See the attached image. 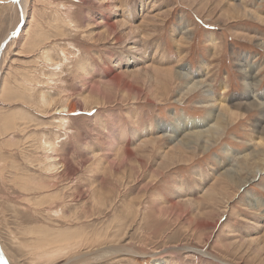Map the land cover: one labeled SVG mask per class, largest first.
I'll list each match as a JSON object with an SVG mask.
<instances>
[{
    "label": "rangeland",
    "instance_id": "374dc122",
    "mask_svg": "<svg viewBox=\"0 0 264 264\" xmlns=\"http://www.w3.org/2000/svg\"><path fill=\"white\" fill-rule=\"evenodd\" d=\"M25 2L0 0L2 263L264 264V0Z\"/></svg>",
    "mask_w": 264,
    "mask_h": 264
},
{
    "label": "bare ground",
    "instance_id": "6f19581e",
    "mask_svg": "<svg viewBox=\"0 0 264 264\" xmlns=\"http://www.w3.org/2000/svg\"><path fill=\"white\" fill-rule=\"evenodd\" d=\"M16 1H17V3H18L19 6H20L19 9H20V11H21V13H22V20H23L24 16L26 15V10H27L28 3H26L25 0H16ZM64 19H65V18H64ZM25 20H26V19H25ZM65 20H66V19H65ZM22 22H25V21L23 20V21H21V23H22ZM20 29H21V26H20V27H17L16 31H19V32H20ZM28 31H30V30H28ZM26 33H27V32H26ZM17 34H19V33H17ZM62 34H63V33H62ZM63 35H64V34H63ZM11 36H12V35H11ZM25 36H26V35H25ZM34 36H36V35H34ZM38 39H39V38H38ZM38 39H37V40H38ZM11 40H12V39H11ZM29 40H30V39H29ZM29 40H28V41H29ZM31 41H32V40H31ZM7 43H8V42H7ZM31 44H32V43H31ZM31 44H30V45H31ZM33 45H35V44L33 43ZM39 49H40V48H39ZM30 52H31V51H30ZM43 52H44V51H43ZM45 53H46V52H45ZM44 57H45V55H44ZM63 59H64V58H63ZM51 63H52V62H51ZM51 63H50V64H51ZM55 65L57 66L58 64H55ZM49 67H50V66H49ZM53 68H54V67H53ZM58 68H59V67H58ZM58 68H57V69L54 68V70H59L60 68H59V69H58ZM53 72L55 73V71H53ZM53 72H52V73H53ZM54 73H53V75H55ZM186 73H187V72H186ZM248 73H249V72H248ZM177 74L180 75L181 73H177ZM189 75H191V74H189V72H188V75L185 74V72H184L183 75H181V77L189 80V79L191 78ZM187 76H188V77H187ZM52 78H53V77H52ZM182 78H181V79H182ZM252 78H253V77H252ZM49 79H50V78H49ZM53 80H54V78H53ZM54 81H55V80H54ZM61 81H62V80H61ZM39 83H40V82H39ZM245 83H247L246 86H248V87H246V88L250 91V88L252 89V86H253L254 84H252V82L250 83V82H248V81H245ZM35 84H36V83H35ZM201 84H202V83H200V82H198V81L195 82V83H192L191 86L189 87V88H191V89H188V90H189V91H190V90H197V89H200V90H201V88H204V86L201 85ZM4 85H5V83H4ZM187 88H188V87H187ZM2 89H3V86H2V88H1V90H2ZM4 90H5V89H4ZM15 90H16V89H15ZM251 92H252V91H251ZM2 93H3V92H2ZM2 95H3V94H2ZM2 95H1V96H2ZM47 99H48V98H47ZM51 99H52V98H51ZM3 100H4V99H3ZM43 100H44V99H43ZM62 101H64V100H62ZM251 101H252V100H251ZM260 101H261V102L258 103V106H259L260 109H261V107H262V105H263L264 103H263L262 100H260ZM59 102H60V101H58V103H59ZM252 102H253V101H252ZM254 103H255V101H254ZM44 104H45V103H44ZM64 104H65V103H64ZM249 104H250V103H249ZM254 105H255V104H254ZM58 106H59V105H58ZM58 106H57V107H58ZM222 106H224V105H222ZM255 107L257 108V106H255ZM65 108H66V104H65L64 106H62L61 109H58V113L60 114V113H64L65 111H68V110H65ZM250 109H251V108H250ZM260 109H259V110H260ZM263 110H264V107H263ZM69 111H70V110H69ZM73 111H74V110H73ZM210 112H211V111H210ZM208 113H209V112H208ZM59 114H58V115H59ZM60 115H62V114H60ZM210 116H211V114L208 115V116H207L208 118H207V119H204V121H203V122L205 123V125L207 126V128H206L207 130H209L208 128H211V127L213 126V125H212L213 123L210 124V122H211V121L209 120V119H210ZM190 124H191V123H190ZM60 125H61V124H60ZM213 127H214V126H213ZM164 128H165V131H171L173 134H174L175 132L178 133V130H179V128H173V129H172L171 127H168V128H167V126H164ZM193 128H194V127H193ZM215 128H216V127H215ZM187 130H188V129H187ZM201 130H202V129H201ZM203 130H204V129H203ZM213 130H214V129H213ZM213 130H212V132H213ZM190 132H192V131L190 130ZM190 132H189L188 134H190ZM194 132H195V131H194ZM209 132H210V131H209ZM214 132H215V131H214ZM207 133H208V132H207ZM173 134H172V135H173ZM186 134H187V133H186ZM200 136H202L201 132H200V131H196L195 138L198 139V137H200ZM207 137H208V136H207ZM196 139H195V140H196ZM208 140H209V139H208ZM208 142H209V141H207V143H208ZM207 143H206V144H207ZM257 144H258V145H259V144L261 145V142H258ZM49 145H50V144H49ZM207 147H208V146H207ZM49 148H50V147H49ZM51 148H52V147H51ZM51 148H50V149H51ZM51 153H52V151H51ZM49 156H50V155H49ZM47 159H48V158H47ZM56 160H57V159H56ZM60 163H61V162H60ZM48 167H49V166H48ZM50 169H51V167H50ZM260 172H261V170H259V171L257 172V174L260 173ZM45 184H46V183H45ZM39 186H40V185H39ZM58 197H59V196H58ZM48 198H49V197H48ZM46 199H47V198H46ZM50 203H51V202H50ZM167 213H168V212H167ZM75 244H77V243H75ZM81 245H82V244H81ZM0 264H4V262L2 263V261L0 260Z\"/></svg>",
    "mask_w": 264,
    "mask_h": 264
}]
</instances>
